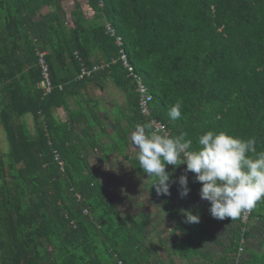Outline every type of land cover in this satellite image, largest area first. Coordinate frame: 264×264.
Instances as JSON below:
<instances>
[{
  "label": "trees",
  "instance_id": "16d2710c",
  "mask_svg": "<svg viewBox=\"0 0 264 264\" xmlns=\"http://www.w3.org/2000/svg\"><path fill=\"white\" fill-rule=\"evenodd\" d=\"M67 1L0 0V123L10 147L0 158V264H158L148 217L125 216L92 167L88 153L103 151L101 132L99 138L83 134L84 140L75 133L80 121L104 124L87 94L90 86L106 90L108 81L127 95L135 121L149 123L139 111L133 77L122 61L76 80L80 68L119 59L116 38L106 28L111 22L153 97V117L172 136L186 134L189 151L199 149L198 137L206 131H224L242 140L254 137L262 152L264 0ZM45 51L54 84L50 95L38 88V53ZM69 97L82 98L90 109L80 106L61 122L55 111ZM177 102L181 117L172 120L169 110ZM188 187L195 196L201 185ZM166 204L167 215L180 225L168 198ZM251 212L247 223L242 214L237 218L234 252L246 249L242 240L249 238L250 223L264 220V199ZM206 221L192 223L198 224L196 236L183 227V259L198 255L188 241L199 239L201 248L209 239L215 219Z\"/></svg>",
  "mask_w": 264,
  "mask_h": 264
},
{
  "label": "crops",
  "instance_id": "0c3cea01",
  "mask_svg": "<svg viewBox=\"0 0 264 264\" xmlns=\"http://www.w3.org/2000/svg\"><path fill=\"white\" fill-rule=\"evenodd\" d=\"M117 47L120 49L118 43ZM115 60L118 62L121 61L120 57ZM82 66L91 68L83 64ZM90 88L91 89L87 94V98L89 100L96 101V104H98V107L96 108V110H99L98 117L104 121V124L97 123L92 127H88L87 123H83L82 121H80L79 125L75 122L76 136H78L81 140L85 139L83 134H87L88 137L91 138H99L97 133L101 132V135H99L102 138L103 151L89 150L88 153L92 167L97 170L100 175L101 182L106 187L107 184L112 183L114 188L118 187L121 190V183L123 182L122 179L126 178L128 180V185L125 190L132 187L129 189L131 191L133 190V194L131 196L129 193H126L127 191H123L120 195L113 193L112 188L107 187L106 189L109 191V195L122 206V211L125 216L135 218L143 216L148 217L150 226H153L150 232V242L156 251V263L264 264V220L254 219L250 223L248 229L249 238H244L243 246L246 247V249L240 252H234L236 237H238L239 221H237V219L231 220V218L227 217L223 220L213 218L208 211L209 202L202 200L199 193L195 196H191L188 193L186 197H180L178 178L184 174V169L186 168L185 164H181L180 168L175 169H173V166L167 165L166 171L172 173L170 180L176 182L172 183L170 186V195H158L155 187L151 186L152 179L148 178L147 174L139 168V164L136 159L137 150L132 146L130 140L131 132L135 130L137 125L143 124L135 121L134 110L130 107V104L127 101V95L117 86H109L108 88H111L110 92L107 91V88L106 90L93 88L92 86H90ZM114 94L116 96L112 97ZM97 101L99 103H97ZM80 106L83 107L85 111L90 109L89 106L83 103L82 98L76 99L74 97H69L66 100L65 106L61 105L57 108L55 116L61 122H68L69 119H72V117L69 118L71 112L78 113L80 111ZM113 111H115V113ZM120 112L122 115H120ZM102 129L108 130V133H103ZM128 130L130 133L128 134L127 142L126 140H123V136ZM107 146L109 147V150L104 149V147ZM112 150L114 153L111 156L106 155V152L110 153ZM56 151L58 152V150H54V158H56ZM58 154L60 156L59 152ZM106 157L109 158L106 162L100 161V159H104ZM60 158L62 159L61 156ZM187 178L188 185L195 183L199 184L195 181L194 173L188 172ZM167 198L170 200L171 205L175 207L181 222L180 225H182V227L178 225L174 219L167 215L165 208V205H167ZM180 209H187L192 211L193 214L199 215V223H208L206 221L207 218L215 219L207 232L210 237L204 242V244L201 245V248L196 246L199 239H193V241L196 239V243L192 241L187 242V244L195 246L194 251H198V255L192 256L188 260H185L180 256L182 247L186 246V237L183 227L186 226L189 230L194 232V236H196L199 235L196 234V225L198 224L194 226V224L183 222L184 217L180 215ZM179 242H181V244H179ZM255 258L258 259L256 260ZM254 259L256 261H253Z\"/></svg>",
  "mask_w": 264,
  "mask_h": 264
},
{
  "label": "clouds",
  "instance_id": "9594fccd",
  "mask_svg": "<svg viewBox=\"0 0 264 264\" xmlns=\"http://www.w3.org/2000/svg\"><path fill=\"white\" fill-rule=\"evenodd\" d=\"M169 117H181V104L177 102L169 110ZM151 123L137 125L130 134L132 146L137 150L139 168L152 179L158 195H170L173 169L185 164L184 174L178 178L179 195H188L187 173L195 174L200 183L199 196L209 202L210 215L219 220L226 217L235 220L242 212H250L258 201L264 199V151L257 152L256 140L235 138L224 131H206L198 137V150L189 151L192 141L186 134L162 135L148 131ZM185 223H199V215L180 209Z\"/></svg>",
  "mask_w": 264,
  "mask_h": 264
},
{
  "label": "built area",
  "instance_id": "2783aa9c",
  "mask_svg": "<svg viewBox=\"0 0 264 264\" xmlns=\"http://www.w3.org/2000/svg\"><path fill=\"white\" fill-rule=\"evenodd\" d=\"M107 28L109 29L110 33L113 37L117 38V43L120 47H123V39L122 37L117 35V30L114 28V26L110 23L107 24ZM39 63L42 70V81L38 84V88H40L45 95H50L54 92V84L51 77V70L47 63V56L48 52H39ZM120 60L123 62L124 66L128 69L129 76L133 77L135 79L136 86L139 91V110L142 116L147 117L149 119V123L152 125L153 131L158 132L162 135H169L171 136L170 129L161 121L157 120L152 116V110H151V103H152V96L149 94V90L147 86L143 83V80L140 76L136 74V69L133 65L130 64L129 58L127 56V53L120 49ZM118 61L115 60L112 63H102L93 65L91 68H87L84 66H81L80 72L77 76L76 80H84L86 78H91L93 74L97 72H101V70H106L112 65L117 64ZM59 90H62V86L58 87ZM55 160L57 161V164L60 167V170H63L64 164L63 160L60 158L58 152H55ZM76 197L78 199H81V196L79 194H76ZM86 213V211H84ZM252 212L245 211L242 213V222L247 223L249 217L251 216ZM244 242V239H243Z\"/></svg>",
  "mask_w": 264,
  "mask_h": 264
},
{
  "label": "rangeland",
  "instance_id": "374dc122",
  "mask_svg": "<svg viewBox=\"0 0 264 264\" xmlns=\"http://www.w3.org/2000/svg\"><path fill=\"white\" fill-rule=\"evenodd\" d=\"M69 1V0H68ZM68 1L66 2V3H68ZM68 5L69 6H71V3L69 4L68 3ZM117 30V29H116ZM117 35L118 36H121V35H119L118 34V32H117ZM122 37V36H121ZM122 39H123V37H122ZM120 49H123L124 51H125V48H124V44H123V47H120ZM126 52V51H125ZM103 63H112V62H103ZM115 65V64H114ZM113 66V65H112ZM135 67V66H134ZM111 68V67H110ZM109 69V68H108ZM136 74L138 75V76H140V74H138L137 73V70H136ZM141 77V76H140ZM142 78V77H141ZM142 80H143V78H142ZM133 82H134V84H135V89L138 91V88H137V86H136V83H135V79L133 78ZM143 83L146 85V83L144 82V80H143ZM109 86H117V84L115 83V82H113V81H108V83H107V91L108 92H110L111 91V88H108ZM147 86V85H146ZM118 87V86H117ZM147 88H148V86H147ZM148 90H149V88H148ZM139 92V91H138ZM149 94H150V91H149ZM151 95V94H150ZM114 96H116L115 94L114 95H112V97H114ZM152 96V95H151ZM152 99H153V97H152ZM152 103H153V100H152ZM152 103H151V110H152ZM101 109H103V108H101ZM114 113H115V111H113ZM120 115H122V113L120 112ZM152 116H153V111H152ZM155 118V117H154ZM33 118H32V116H29L28 117V122H29V124H30V126H31V131H32V133H34V128H33V120H32ZM9 150H10V147H9V145H8V143H7V141H6V136H5V132H4V129H3V127H2V125H1V123H0V158H5V155L9 152ZM128 177V176H127ZM122 183H121V185H122V189L120 190L118 187L117 188H114V185L112 184V183H109V184H107V187H109V188H112V192L113 193H115V194H120V193H122L123 191H127L126 193H129V195L131 196L132 194H133V190L131 191V190H129V189H131V188H129L128 190H125V188L127 187V185H128V180L126 179V178H123L122 179ZM121 195V194H120ZM144 197H146V196H144ZM121 198H122V196H121ZM141 198V197H140ZM179 244H181V242H179Z\"/></svg>",
  "mask_w": 264,
  "mask_h": 264
}]
</instances>
